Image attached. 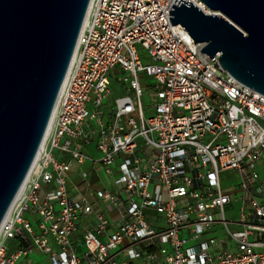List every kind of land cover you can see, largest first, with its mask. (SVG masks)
Masks as SVG:
<instances>
[{
  "label": "built area",
  "instance_id": "built-area-1",
  "mask_svg": "<svg viewBox=\"0 0 264 264\" xmlns=\"http://www.w3.org/2000/svg\"><path fill=\"white\" fill-rule=\"evenodd\" d=\"M175 1H91L44 148L0 227V264H42L40 256L48 264H264V95L225 71L219 55L202 53L204 45L181 24L172 25ZM117 67L134 97H117L105 125L109 74ZM144 73L155 81L150 117ZM136 112L140 121L125 120ZM89 119H100L97 149L108 172L116 156L128 157L114 179L119 193L97 190L98 203L67 189L73 160L88 159L75 142L89 140ZM140 136L155 149L147 161L129 158ZM227 171L238 181L230 191L221 180ZM236 191L237 220L227 216ZM90 215L95 231L84 233L78 253L76 221Z\"/></svg>",
  "mask_w": 264,
  "mask_h": 264
},
{
  "label": "water",
  "instance_id": "water-1",
  "mask_svg": "<svg viewBox=\"0 0 264 264\" xmlns=\"http://www.w3.org/2000/svg\"><path fill=\"white\" fill-rule=\"evenodd\" d=\"M92 0H0V227L47 136ZM176 0L202 53L264 95V0Z\"/></svg>",
  "mask_w": 264,
  "mask_h": 264
},
{
  "label": "crops",
  "instance_id": "crops-1",
  "mask_svg": "<svg viewBox=\"0 0 264 264\" xmlns=\"http://www.w3.org/2000/svg\"><path fill=\"white\" fill-rule=\"evenodd\" d=\"M92 104V103H91ZM93 105V104H92ZM94 107V106H93ZM103 118L102 121L105 125H109L113 122L114 118V108L111 113L105 112L103 108ZM93 114L92 112H90ZM85 130L90 133L89 140L87 141H76L75 145H77L81 152L85 154L88 159L84 163H80L77 160H73L72 168L68 173L67 177V189L69 196L73 198H79L82 196H86L91 198L92 201L98 203L95 198V192L100 189H109L111 192L118 194L119 191L114 184V179L119 173V164L128 159L127 156H116L113 167L111 168L112 173L108 172L107 167H105L102 162L99 160L101 157V153L97 149V140L100 136V119H89L87 124L85 125ZM155 154V149L145 145V141L140 145L138 142V147L136 153L130 156V159H134L135 157H140L141 160L147 161L149 156ZM93 196V197H92ZM240 196L239 191H236L235 197L233 200L232 206L229 208L231 211V217L233 218V213L235 212L234 205L235 203H239V210L241 209V201L238 199ZM114 215V211L110 213ZM234 219V218H233ZM94 215H90L88 217L82 218L80 217L76 221V229L72 236L74 246L78 253H82L84 251L83 245V235L86 231L92 230L95 231L93 221ZM159 220H163V217L160 216ZM217 233L220 235L219 229H217ZM143 262L140 260L132 261L130 264H142Z\"/></svg>",
  "mask_w": 264,
  "mask_h": 264
},
{
  "label": "rangeland",
  "instance_id": "rangeland-1",
  "mask_svg": "<svg viewBox=\"0 0 264 264\" xmlns=\"http://www.w3.org/2000/svg\"><path fill=\"white\" fill-rule=\"evenodd\" d=\"M138 49L140 50V52H142L141 47L138 45L137 46ZM143 63H150V58L148 55H143ZM118 67L116 69H113L110 74V80H111V89H112V94L109 96V98H107L106 100H104V106L103 108L105 109V112L111 113L113 111V108L115 109V101L117 99V97L119 96H124V95H130L132 97H134L133 92L130 89V85L129 83H126L123 81V77L125 75V73L118 71ZM140 79H141V84L145 90V94L142 98L143 101V106H144V112H145V116L146 117H150L154 114V109H153V103L151 102V93L154 91V85H155V81L153 76L148 75V74H141L140 75ZM88 109L90 112H94V107L93 105L90 103L88 104ZM130 116H133L136 118L137 121H140L139 116H138V112L136 113H132L129 116H125V120L128 119ZM140 145L145 141V139L140 136L137 140ZM221 180H222V186L224 188V190L226 191H230L234 189V186L238 183V181L233 180L232 178L235 177L233 171H227L225 173H223L221 175ZM239 203H235L234 208H235V212L233 213V218L235 220H237L239 218ZM227 216L231 217V211L228 209L227 210ZM224 234L222 233L221 236H223ZM209 236V235H208ZM11 251H15L17 249V245L14 244L11 247ZM39 259H41L42 264H48V259L46 256H40Z\"/></svg>",
  "mask_w": 264,
  "mask_h": 264
},
{
  "label": "bare ground",
  "instance_id": "bare-ground-1",
  "mask_svg": "<svg viewBox=\"0 0 264 264\" xmlns=\"http://www.w3.org/2000/svg\"><path fill=\"white\" fill-rule=\"evenodd\" d=\"M89 14H90V10H89V12H88V14H87L86 21H85V24H84V27H83V31H84L85 27L87 26L88 19H89ZM83 31H82V32H83ZM78 47H79V43H78V46H77V49H76L75 56H74L73 61H72L71 68H70L69 73H68V75H67V78H68V76L70 75V72H71V70H72V66H73L74 61H75V59H76V55H77V51H78ZM67 78H66V81H67ZM66 81H65V83H64V85H63V87H62V91H61V93H60V96H59V99H58V102H57V105H56V108H55V112H54V114H53V117H52V120H51V123H50V127H49V130H48V133H47V134H49V132H50V130H51V128H52V124H53L54 117H55V114H56V109H57V106H58V104H59L60 98L62 97V94H63L64 88H65ZM47 136H48V135H47ZM46 138H47V137H46ZM46 138H45V140H46ZM44 143H45V141H44ZM43 148H44V144H43V146H42V149H43ZM42 149H41V151H42ZM39 156H40V153H39V155H38V157H37V159H36V161H35V163H34V166H33L32 170H31V172H30V175L32 174V171L35 169V166L37 165V161H38V159H39ZM30 175H29V177H30ZM29 177H28V178H29ZM27 181H28V179H27ZM27 181H26V183H27ZM26 183H25V184H26ZM24 188H25V185H24L23 189L21 190L19 196L17 197L16 201L19 199V197H20L21 194L23 193ZM13 206H14V205H13ZM12 208H13V207H12ZM11 210H12V209H11ZM11 210H10V212H11ZM10 212H9V215H10ZM9 215H8V216H9Z\"/></svg>",
  "mask_w": 264,
  "mask_h": 264
}]
</instances>
